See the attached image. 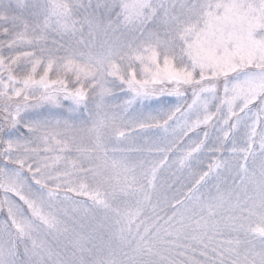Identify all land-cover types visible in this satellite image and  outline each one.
<instances>
[{
	"label": "snow or ice",
	"instance_id": "1",
	"mask_svg": "<svg viewBox=\"0 0 264 264\" xmlns=\"http://www.w3.org/2000/svg\"><path fill=\"white\" fill-rule=\"evenodd\" d=\"M0 264H264V0H0Z\"/></svg>",
	"mask_w": 264,
	"mask_h": 264
}]
</instances>
